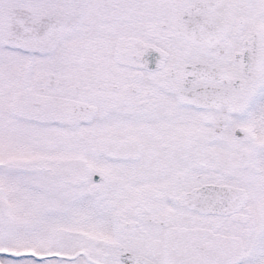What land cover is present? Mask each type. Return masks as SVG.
Wrapping results in <instances>:
<instances>
[{"label":"snow or ice","instance_id":"6c2138e0","mask_svg":"<svg viewBox=\"0 0 264 264\" xmlns=\"http://www.w3.org/2000/svg\"><path fill=\"white\" fill-rule=\"evenodd\" d=\"M0 264H264V0H0Z\"/></svg>","mask_w":264,"mask_h":264}]
</instances>
